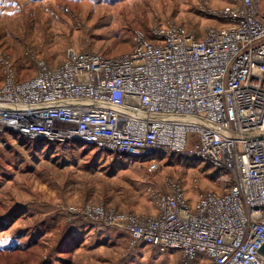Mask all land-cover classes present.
Returning a JSON list of instances; mask_svg holds the SVG:
<instances>
[{"label":"built area","instance_id":"obj_1","mask_svg":"<svg viewBox=\"0 0 264 264\" xmlns=\"http://www.w3.org/2000/svg\"><path fill=\"white\" fill-rule=\"evenodd\" d=\"M198 39L175 22L135 30L121 55L69 51L18 79L0 53V141L86 146L109 164L136 160L156 172L162 154L226 174L219 191L190 202L179 180L153 192V215L75 209L126 232L132 244L198 255L213 264H264V9L232 0ZM3 142V141H2Z\"/></svg>","mask_w":264,"mask_h":264},{"label":"rangeland","instance_id":"obj_2","mask_svg":"<svg viewBox=\"0 0 264 264\" xmlns=\"http://www.w3.org/2000/svg\"><path fill=\"white\" fill-rule=\"evenodd\" d=\"M232 4V0H0V53L13 62L18 79H27L39 60L57 66L71 50L107 56L126 53L133 32L154 24L172 21L200 39L207 28L224 24L209 10ZM255 4L264 8V0ZM3 78L0 67V85ZM2 141L0 264H167L163 253L148 247L132 248L121 239L106 244L105 236L90 226L80 231L78 226L86 220L75 209L153 215V192H166L167 180H179L193 202L202 192L224 188L227 178L209 164L182 155L162 154L158 170L151 173L144 161L133 159L118 167L99 165L94 150L86 146ZM99 157L103 159L104 153ZM137 252L139 258L134 256Z\"/></svg>","mask_w":264,"mask_h":264},{"label":"crops","instance_id":"obj_3","mask_svg":"<svg viewBox=\"0 0 264 264\" xmlns=\"http://www.w3.org/2000/svg\"><path fill=\"white\" fill-rule=\"evenodd\" d=\"M262 9H264L262 7ZM98 156V159L96 160L97 164L99 165H102V166H105V167H118V166H123L125 165L124 162H121V161H118V162H115L113 164H109L105 161V159H100L99 155L96 154ZM138 163V162H136ZM134 163V164H136ZM128 166V165H126ZM155 202V201H154ZM156 205V203H155ZM157 205H156V211L155 213L157 212ZM84 220H86V222L82 225H79L78 229L81 231V230H89L90 227L91 228V231H94V232H97V234L99 235H104L105 238H106V241L105 243L106 244H110L109 242H112V241H117V240H122V241H128V244L132 247V248H141V247H148L150 249H153L154 252L156 253H159V254H164L165 258H166V263L167 264H213L212 261L207 258L206 256L204 255H198L194 260L190 261V262H187V263H183L182 260H180L181 258V255L178 251H162V250H159V249H156V248H153L151 246H148L146 244H132L131 243V240H130V237L129 235L122 231V230H119L117 228H114V227H108L106 225H103V224H100V223H95V222H92L90 220H87L86 218H84ZM90 226V227H89ZM87 232V231H86ZM83 241H80L78 245L82 244ZM136 258H139L140 255L139 253H135L134 255Z\"/></svg>","mask_w":264,"mask_h":264},{"label":"water","instance_id":"obj_4","mask_svg":"<svg viewBox=\"0 0 264 264\" xmlns=\"http://www.w3.org/2000/svg\"><path fill=\"white\" fill-rule=\"evenodd\" d=\"M255 256L264 262V242L263 244L255 251Z\"/></svg>","mask_w":264,"mask_h":264},{"label":"trees","instance_id":"obj_5","mask_svg":"<svg viewBox=\"0 0 264 264\" xmlns=\"http://www.w3.org/2000/svg\"><path fill=\"white\" fill-rule=\"evenodd\" d=\"M226 175V174H225Z\"/></svg>","mask_w":264,"mask_h":264}]
</instances>
